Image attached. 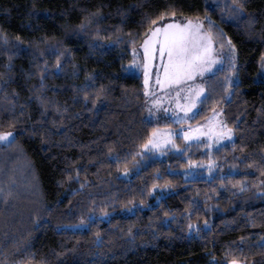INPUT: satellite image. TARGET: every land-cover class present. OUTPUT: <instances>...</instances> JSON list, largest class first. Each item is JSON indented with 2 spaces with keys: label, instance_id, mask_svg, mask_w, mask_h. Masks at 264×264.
Returning a JSON list of instances; mask_svg holds the SVG:
<instances>
[{
  "label": "trees",
  "instance_id": "16d2710c",
  "mask_svg": "<svg viewBox=\"0 0 264 264\" xmlns=\"http://www.w3.org/2000/svg\"><path fill=\"white\" fill-rule=\"evenodd\" d=\"M233 8L0 0V131H16L0 142V264H264V0H246L242 18ZM172 12L210 17L236 46L238 85L217 70L200 105L202 117L223 109L234 140H179L182 152L159 158L141 147L157 127L143 76L126 70L151 21Z\"/></svg>",
  "mask_w": 264,
  "mask_h": 264
},
{
  "label": "snow or ice",
  "instance_id": "6c2138e0",
  "mask_svg": "<svg viewBox=\"0 0 264 264\" xmlns=\"http://www.w3.org/2000/svg\"><path fill=\"white\" fill-rule=\"evenodd\" d=\"M234 8L233 15L237 18H242L247 15L244 11L246 0H232ZM171 15L175 16L176 13L172 12ZM208 21L207 27L205 23L197 18L195 21L192 19H186L184 23H165L163 26H154L145 33V39L141 45L143 54L146 58V62L143 65L137 64L134 61L135 67H143L145 69V95L147 93V85L149 82V70L152 67L153 61L159 55L161 61L162 75L160 72L157 73L155 83L160 88H169L175 92V95L170 97V103L175 104V108L165 109V112L172 113V119L174 123L179 124L182 120L194 118L195 112L198 105L206 103L209 98L206 95V89L203 84L195 83L198 77H204L205 74H212L213 69L220 65L221 68L226 64L230 75L225 78L229 88L233 83L238 85L239 81L233 80V77L237 76L235 71L237 64V49L233 44L231 38L224 35L223 30L219 29L214 32L216 27L210 17H205ZM249 25L254 23V20L249 19L247 21ZM152 25H156V21H151ZM84 25H81L83 29ZM19 39V37H17ZM104 39V38H100ZM223 41L219 43L218 47L220 52L223 53V59H221L220 53L217 51V41ZM4 41L7 43V37L4 36ZM225 42L228 46V51L223 52ZM43 53H41L42 55ZM52 54L56 56L55 68L62 70L61 58L64 56V52H60L58 49H52ZM167 57V63H163L164 57ZM11 59V57H9ZM264 68V64H262ZM87 79L94 81L95 77L89 74ZM41 80H43V73H41ZM191 82V83H190ZM43 86V85H42ZM93 86V85H89ZM104 92L103 87L95 92V99L93 104L100 100L101 94ZM230 96L231 93L229 92ZM84 99L87 101L88 93H85ZM155 108L149 106L147 111L149 116H153L154 111L159 112L161 108V101L153 99L151 101ZM179 110L178 112L176 110ZM180 113L184 115L181 116ZM192 113V117L188 114ZM223 113V109L219 111L213 110V117L206 125H200L196 128L189 126V130L185 131L183 128L172 130L170 128L158 129L153 128L151 135L147 141L141 145L142 149L147 152H159L163 154L166 149H178L179 145L176 144V137H180L185 141L202 142L199 137H207L211 147L213 141L219 143L221 140L232 141L234 135V129L228 127L225 120L217 119ZM159 117H157L158 119ZM15 138V134L12 132H0V142L12 143ZM233 147L235 144L233 142ZM111 148L109 152H111ZM142 155L143 153H138ZM189 167L192 166L193 162L189 160ZM214 164L209 165V172L212 171ZM171 186V185H168ZM163 187V186H162ZM156 187L153 186V191ZM240 191H246V188L241 184ZM11 193H9L10 195ZM264 195V193H262ZM159 199V198H158ZM130 210V209H129ZM167 215V213H165ZM91 220V218H89ZM83 224V221H82ZM207 225V221H205ZM80 227V226H77ZM189 229L196 228L195 225L189 224ZM220 264V262H217ZM225 264H241L238 260H231L230 262L225 261Z\"/></svg>",
  "mask_w": 264,
  "mask_h": 264
},
{
  "label": "rangeland",
  "instance_id": "374dc122",
  "mask_svg": "<svg viewBox=\"0 0 264 264\" xmlns=\"http://www.w3.org/2000/svg\"><path fill=\"white\" fill-rule=\"evenodd\" d=\"M186 19H192L193 21H195L197 18H190V17L186 18V17L180 16V15L169 16V17L163 18L162 20L157 22L156 25H154V26H163V24H165V23H184L186 21ZM199 19L201 21H203L202 18L199 17ZM141 45L132 49L133 57H132V60L127 64L128 68H127L126 72H128V73H138V74L142 75L143 76V82H144L145 69L143 67L137 68V67H135V64H134V61H135V63L140 64V65H143L146 62V58H145V56L143 54V49H142ZM217 51H218V53H220L221 59H223L224 58L223 57V53L220 52L219 49H217ZM223 51H225V52L228 51L227 44L225 45ZM237 59H238V54H237ZM237 59H236V64L238 66V61L239 60H237ZM163 63H167V57L166 56L164 57ZM225 66L227 67V65L225 64L221 68L220 65H217L213 69V72L215 73L217 70L223 69ZM235 71H236V73L238 72L237 71V67H236ZM158 72H160L161 75H162L161 61H160L159 55L157 54V58L153 61L152 67L149 70V82H148V85H147L148 107L151 106V107L155 108V106L152 105V103H151V101L153 99H158V100L161 101V108H160L159 112H155L154 111V114L151 117L149 116V113H147V116H148L149 120H151L152 122H154L157 125L156 128H158V129L170 128L172 130H177L179 128H183L185 131H188L189 130V126H191L192 128H196V127H198L200 125H206L208 123V121H210L212 119L213 113L211 115L207 116V117L200 116L201 107H200V105H198L197 109L193 110L196 113L194 118L188 119L186 121L182 120L179 124L174 123L173 119L171 118L172 117V113L170 111L169 112H165V109L175 108V104L174 103H170V97L174 96L175 92L172 89H169V88H163L162 89L158 85H156L155 79H156V75H157ZM211 75L212 74H205L204 77H198L195 83L203 84L205 89H206L205 81ZM237 79H238V76L233 77L234 81L237 80ZM215 110L219 111L220 109L217 108ZM176 111L178 112L179 110L177 109ZM180 115L183 116L184 114L180 113ZM188 115L190 117H192L193 114L189 113ZM221 115L218 116L217 119L223 120V117ZM157 117H159V118L157 119ZM0 132H12V133H14L16 135V131L14 129H11V130H8V131H0ZM233 138H234V135L232 137V140H234ZM179 140H183V139L180 138V137H176V141L175 142H176L177 145H179V150L178 149H173V150H175L176 152L180 153V152H182V149H181V145H180ZM199 140L202 141V142L206 141L209 144V141H208L207 137H203V136L199 137ZM183 141H184L185 144H191L193 142H197L195 139L193 141H185V140H183ZM228 142H230V141L229 140H221L219 143H216L215 141H213L212 144H211V147H209V146L208 147H209V149H216L217 147L222 146L224 144H227ZM1 143L9 144L7 142H1ZM143 151H147V150L143 149ZM157 154H158L159 158L165 156V154H160L159 152H157ZM191 168H194V166H191ZM77 226H80V227H77ZM87 226L88 225H87L86 222H83V224L79 223V224L72 225V227L74 229H83V228H86Z\"/></svg>",
  "mask_w": 264,
  "mask_h": 264
}]
</instances>
